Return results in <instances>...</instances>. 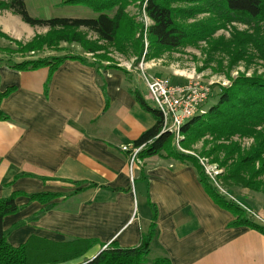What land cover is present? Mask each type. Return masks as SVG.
Instances as JSON below:
<instances>
[{"label": "crops", "instance_id": "1", "mask_svg": "<svg viewBox=\"0 0 264 264\" xmlns=\"http://www.w3.org/2000/svg\"><path fill=\"white\" fill-rule=\"evenodd\" d=\"M31 28L37 27L0 11V32L10 39L35 37ZM11 87L0 106L9 117L0 121V200L20 194L19 211L3 223L13 247L31 237L54 244L95 241L83 257L60 263L81 264L111 244L138 247L154 206L153 259L264 264V235L231 227L233 215L210 197L194 166L162 153L131 168L122 148L155 123L134 97V80L75 60L50 79L48 68L22 72L2 62L0 91ZM38 194L57 196L46 204L30 201ZM257 200L253 209L264 216V201Z\"/></svg>", "mask_w": 264, "mask_h": 264}, {"label": "trees", "instance_id": "2", "mask_svg": "<svg viewBox=\"0 0 264 264\" xmlns=\"http://www.w3.org/2000/svg\"><path fill=\"white\" fill-rule=\"evenodd\" d=\"M132 4H139L141 10L143 7L151 21L147 35L152 47L176 50L209 40L215 28L238 22L255 32V36L244 35L243 43H252L260 59L264 60V0H62L61 5L91 10L97 15L92 19L33 18L27 11L25 0L0 1V11L11 12L31 27L49 29L43 37L26 45L18 44L20 50L17 53L39 52L45 48H56L61 43L80 45L87 54L95 55L104 50L102 46L89 43L78 32L80 29H86L96 35L100 42L123 50L122 52L127 50V44L137 45L142 52L143 26L127 12ZM202 14L207 16L192 24L188 23L189 19H196ZM0 39L9 40L1 32ZM243 43L238 44L240 48L244 46ZM66 60L79 61L100 70L96 67L97 64L89 63L82 56L27 59L6 64L11 69L22 72L48 68L50 79ZM2 62L0 59V64ZM15 89L11 87L4 92L0 91V106ZM134 97L138 105L155 120L154 125L132 143L135 148L143 147L138 155L139 161L169 151V157L196 168L199 180L210 197L233 215L231 227H248L264 235V226L250 219L242 203L223 195L196 159L170 150L174 138L169 133H162L161 113L146 101L139 90L134 92ZM8 120L9 117L0 109V121ZM181 132L188 144L209 139L208 144L212 149L205 151L203 155L212 157L214 162L226 169L219 177L226 191L239 188L264 195V77L240 76L231 86L221 88L216 103L205 110V114L187 122ZM244 140L253 141L248 149H243L240 143ZM19 196V193H14L0 200V264L66 263L83 257L96 244L95 241L83 240L54 244L31 237L25 244L13 247L8 242L3 223L7 216L19 211L16 203ZM56 196L38 194L31 195L29 199L46 204ZM151 207L152 222L138 247L122 249L111 244L96 258L81 264H172L165 256L149 260L151 245L157 235V212L154 206Z\"/></svg>", "mask_w": 264, "mask_h": 264}, {"label": "rangeland", "instance_id": "3", "mask_svg": "<svg viewBox=\"0 0 264 264\" xmlns=\"http://www.w3.org/2000/svg\"><path fill=\"white\" fill-rule=\"evenodd\" d=\"M61 2L62 0H25L28 13L31 17L37 19H92L97 17L91 10L78 6L61 5ZM127 12L143 26L142 52L137 45L131 46L130 44H127L125 47L127 50L122 52L123 50L120 51L114 46L100 42L96 35L86 29H80L78 32L89 43L102 46L104 50L95 55L87 54L80 45L61 43L56 48H45L39 52L17 53L20 50L18 44L26 45L39 37L45 36L49 31L48 28L37 27L35 29L31 28V32L36 33V36L31 39H21L20 42L19 40L10 39L7 35L9 40L0 39V59L3 63L10 64L27 59L37 60L48 57L85 55L84 58L88 59L91 64H97L96 67L99 69L117 72L125 75L130 80H134L136 88L147 99L149 98V92L145 79H167L173 84H196L199 87L207 88L210 94L204 105L205 110L216 103L217 94L220 93L221 88L231 86L232 82L240 76L264 77V60L260 59L252 43L248 45L243 43L245 40L244 35L255 36V32L241 23H231L215 28L209 40L199 41L196 44L176 50H166L149 45L147 29L151 25V21L143 7L141 10L139 4H132L128 7ZM206 16L204 14L199 15L196 19H189L188 23L192 24L200 21ZM242 43L244 46L240 48L241 46L238 44L241 45ZM148 102L154 107L152 102L149 100ZM185 139L184 136L181 137L179 142L173 139L170 150L196 159L203 169V166H216L223 171L222 174L226 172V169L221 167L220 163L214 162L212 157L209 158L203 155L205 151L208 152L212 149V146L208 144L209 139L191 144H188ZM240 143L243 149H248L253 141L244 140ZM164 153H169V151ZM219 177H216L217 185L212 182L219 188V191L231 200L236 201L238 199L242 201L250 219L261 223L258 214L263 219L264 216L259 211H257V214L252 204L256 199H258L257 201H264V195L239 188L226 191L222 179ZM153 257L154 255L151 254L149 260L152 261Z\"/></svg>", "mask_w": 264, "mask_h": 264}, {"label": "built area", "instance_id": "4", "mask_svg": "<svg viewBox=\"0 0 264 264\" xmlns=\"http://www.w3.org/2000/svg\"><path fill=\"white\" fill-rule=\"evenodd\" d=\"M149 92V100L153 103L163 119L162 133H169L179 142L183 126L198 115L205 114L204 105L209 99L207 88L196 84L178 85L167 79H145ZM143 147H123L124 152L130 153L131 168L139 163L138 155ZM204 167L207 177L217 185L216 177L222 174V170L216 166Z\"/></svg>", "mask_w": 264, "mask_h": 264}]
</instances>
